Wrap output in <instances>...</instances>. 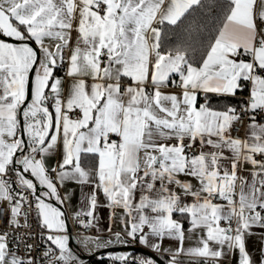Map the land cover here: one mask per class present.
Segmentation results:
<instances>
[{"label":"snow or ice","instance_id":"obj_1","mask_svg":"<svg viewBox=\"0 0 264 264\" xmlns=\"http://www.w3.org/2000/svg\"><path fill=\"white\" fill-rule=\"evenodd\" d=\"M261 114L264 0H0V201L10 227L34 212L45 243L40 259L27 243L21 255L22 234L0 231V264H85L69 247V182L89 188L78 225L108 233L80 239L89 253L139 242L160 254L109 250L112 264L237 251L257 264L246 236L264 229Z\"/></svg>","mask_w":264,"mask_h":264},{"label":"crops","instance_id":"obj_2","mask_svg":"<svg viewBox=\"0 0 264 264\" xmlns=\"http://www.w3.org/2000/svg\"><path fill=\"white\" fill-rule=\"evenodd\" d=\"M73 36H75V33H73ZM58 75H60V74H58ZM67 82H68V80L66 78L65 86H67ZM164 90L165 91H173V90H176V89L175 88H167V89H164ZM245 93H247V91L238 92L237 96L233 97V98L241 99V98H243V95ZM228 101H229L228 99H226V100L222 99L221 102H228ZM246 135H247V129H246ZM57 158L58 157L56 155H50L47 158V162H48L49 166L54 165L56 163ZM181 178L182 179H187L188 177H183L182 176ZM45 190H46L45 187L40 189L41 192H43ZM60 190H61V192H64L66 190H71L72 191L71 203H70V205H66V206L68 208L69 219H70V221H73L75 217L72 215V213L75 210H77V209L81 208L82 206H84L81 202L84 201V197L88 194L89 188L85 187L83 189V194H82V191H81V188H80L79 185H77L75 183H72V182H69V183H67L65 188H61ZM52 202H55L54 198H53ZM100 203L102 205L106 204V202L104 201L102 196L100 197ZM84 204H86V201H84ZM96 212L98 214L97 218L99 220V229L107 228L108 224H109V219H108V217H109V208L107 206L98 207L96 209ZM95 230H96L97 233L81 234V235H78V237L81 239L85 235H90V236H93V237L99 236V237H101V239H107L108 233L106 231H100L97 228H95ZM118 230L119 229L116 228V227L113 228V231H118ZM252 232H253V234H250V235L246 236V248L249 251L250 255L253 257V259L257 262V264H259V261L262 258L261 250L264 249V229H261L259 227H254L252 229ZM163 244H164V247H168L169 245L178 246L176 241H173V240H170V239H165ZM139 245H141L144 248H146L144 245H142L140 243H139ZM194 245H195V239L194 238L192 240H188V241L185 242V246L186 247L187 246H194ZM82 247H83V245H82ZM83 249H84V252L86 254H92L93 252H95L97 250L104 249V248L94 249L91 253H89L84 247H83ZM146 249H148V248H146ZM148 250L152 251L151 249H148ZM152 252H154V251H152ZM156 254L160 255L159 253H156ZM238 257H239L238 251L234 252L230 256V258L232 260V264H238ZM95 258H97L98 260H103V258H106V259L109 260V257L107 256V253L97 255V256H95ZM81 259L84 262H87V260H89V259H85V258H82V257H81ZM180 259L183 262V264H204L203 258H200V257H186V256H182Z\"/></svg>","mask_w":264,"mask_h":264},{"label":"built area","instance_id":"obj_3","mask_svg":"<svg viewBox=\"0 0 264 264\" xmlns=\"http://www.w3.org/2000/svg\"><path fill=\"white\" fill-rule=\"evenodd\" d=\"M57 73L60 75H64L63 69L57 70ZM248 97V92L243 95L244 100H246ZM258 120H264V114H261L260 116L257 117ZM249 123L248 121V116L246 115L244 117V120L242 123L236 124L233 129V135L234 136H239L241 138H244L246 136V126ZM216 202H223L219 198H217ZM83 215L80 217V219H85ZM0 231H8L10 233L9 239H13L11 236L12 232H19L22 234V239H21V246L19 249V253L21 255L26 254L28 252V249L24 247V244H31L32 249H31V254L33 255L34 258L40 259L44 249H45V243L44 240L41 238V232L44 231L35 216L34 212L29 213V219L27 221V224L19 227V228H14L10 227L8 224V209L7 205L3 202L0 201ZM72 234L75 235H81V234H91V233H97L95 228H89V229H84L81 228L78 223L76 222V218H74L73 221H71V231ZM46 232H45V237H46ZM133 244H139V242H134ZM10 247L12 245L10 244ZM85 264H91L90 262H85ZM107 264H112V262L109 260ZM222 264H232L231 258L222 261Z\"/></svg>","mask_w":264,"mask_h":264},{"label":"water","instance_id":"obj_4","mask_svg":"<svg viewBox=\"0 0 264 264\" xmlns=\"http://www.w3.org/2000/svg\"><path fill=\"white\" fill-rule=\"evenodd\" d=\"M41 188H43V186H40V189ZM70 231H71V221L69 219V232H68V234L70 236L69 247H71L74 252H76L78 255H80V257L85 258V259H91L97 255L105 254L109 250L119 251V250H123V248H127L128 250H131V251H137V252L143 253L145 255H152L153 257L159 256L155 252H152V251L144 248L143 246L136 245V244H131L128 246H115V247L109 246L108 248L97 250V251L93 252L92 254H86L84 252L82 244L80 243V238L78 237V235L72 234Z\"/></svg>","mask_w":264,"mask_h":264},{"label":"trees","instance_id":"obj_5","mask_svg":"<svg viewBox=\"0 0 264 264\" xmlns=\"http://www.w3.org/2000/svg\"><path fill=\"white\" fill-rule=\"evenodd\" d=\"M197 22L202 23V22H204V20L201 17L198 19ZM174 33L175 34H181L180 29H175L174 27H169L167 30V40L169 43L175 42L176 37H175ZM227 99L229 100L228 103H231V104H238L241 102V99H238V98H227ZM132 252L134 255H145V254L137 252V251H132ZM107 260L108 259H106V258H103V260H98L97 258L94 257V258L87 260V262H90L91 264H107L110 259L108 261Z\"/></svg>","mask_w":264,"mask_h":264},{"label":"bare ground","instance_id":"obj_6","mask_svg":"<svg viewBox=\"0 0 264 264\" xmlns=\"http://www.w3.org/2000/svg\"><path fill=\"white\" fill-rule=\"evenodd\" d=\"M244 99V98H243ZM136 245H139V244H136Z\"/></svg>","mask_w":264,"mask_h":264}]
</instances>
